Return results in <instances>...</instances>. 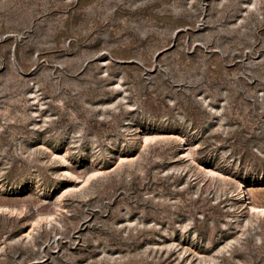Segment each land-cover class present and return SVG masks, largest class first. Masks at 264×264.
I'll use <instances>...</instances> for the list:
<instances>
[{"label": "rangeland", "instance_id": "374dc122", "mask_svg": "<svg viewBox=\"0 0 264 264\" xmlns=\"http://www.w3.org/2000/svg\"><path fill=\"white\" fill-rule=\"evenodd\" d=\"M0 264H264V0H0Z\"/></svg>", "mask_w": 264, "mask_h": 264}]
</instances>
